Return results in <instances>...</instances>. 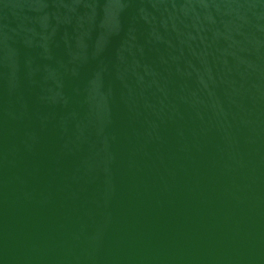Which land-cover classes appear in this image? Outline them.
I'll list each match as a JSON object with an SVG mask.
<instances>
[{"label":"water","instance_id":"1","mask_svg":"<svg viewBox=\"0 0 264 264\" xmlns=\"http://www.w3.org/2000/svg\"><path fill=\"white\" fill-rule=\"evenodd\" d=\"M0 264H264V0H0Z\"/></svg>","mask_w":264,"mask_h":264}]
</instances>
